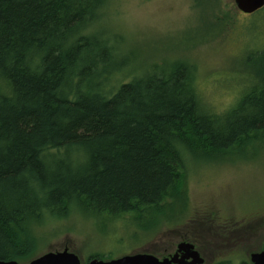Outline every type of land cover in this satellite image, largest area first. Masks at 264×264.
Instances as JSON below:
<instances>
[{
    "label": "trees",
    "instance_id": "1",
    "mask_svg": "<svg viewBox=\"0 0 264 264\" xmlns=\"http://www.w3.org/2000/svg\"><path fill=\"white\" fill-rule=\"evenodd\" d=\"M105 2L0 0L2 260L36 256L46 217L184 207V155L227 154L264 135V58L260 82L248 79L226 110L203 102L183 60L124 81L125 59L103 31H86Z\"/></svg>",
    "mask_w": 264,
    "mask_h": 264
},
{
    "label": "rangeland",
    "instance_id": "2",
    "mask_svg": "<svg viewBox=\"0 0 264 264\" xmlns=\"http://www.w3.org/2000/svg\"><path fill=\"white\" fill-rule=\"evenodd\" d=\"M106 1L102 15L86 31H103L116 48V59H125L122 80L160 74L183 60L193 67L201 99L214 110L234 105L248 79L251 85L260 82L264 8L246 14L237 10L233 0ZM184 158V207L182 198L161 210L147 209L134 212L132 218L126 214L112 221L79 210L61 218L46 217L38 229L36 255L65 245L84 259L96 252L114 258L162 251L192 231L188 222L192 216L199 221L216 219L207 224L224 218L247 222L251 206L264 207V135L234 146L227 154H186ZM176 221L179 224L171 229L164 225ZM199 225L206 230L205 223ZM202 235L209 238L208 231ZM245 236L248 238V232ZM231 247L236 252L214 249L208 263L251 264V237Z\"/></svg>",
    "mask_w": 264,
    "mask_h": 264
},
{
    "label": "flooded vegetation",
    "instance_id": "3",
    "mask_svg": "<svg viewBox=\"0 0 264 264\" xmlns=\"http://www.w3.org/2000/svg\"><path fill=\"white\" fill-rule=\"evenodd\" d=\"M208 221L213 223L216 219L207 218L199 221V218L192 216L188 221L192 231L179 236L170 248L152 252V254L159 259L172 260L170 264H210L207 257L214 249H216L214 252L218 249L219 252L228 254L236 252L231 245L236 244L238 241L250 239V237L251 251H248L249 258L253 253L264 250V207L262 205L255 204L251 206V220L247 222L245 220L240 222L232 218L217 220L218 223L215 224H207ZM204 223L207 226L208 239L202 235L207 232L205 229L203 230L204 226L199 225ZM197 226H200L202 230L196 231ZM245 232H248V238L245 236ZM251 264H254L252 260Z\"/></svg>",
    "mask_w": 264,
    "mask_h": 264
},
{
    "label": "water",
    "instance_id": "4",
    "mask_svg": "<svg viewBox=\"0 0 264 264\" xmlns=\"http://www.w3.org/2000/svg\"><path fill=\"white\" fill-rule=\"evenodd\" d=\"M238 11L253 13L264 6V0H233ZM250 260L254 264H264V250L253 253ZM172 260L159 259L148 252H132L110 259L90 258L82 262L68 246L54 248L34 256L25 263L16 260H2L0 264H170Z\"/></svg>",
    "mask_w": 264,
    "mask_h": 264
}]
</instances>
